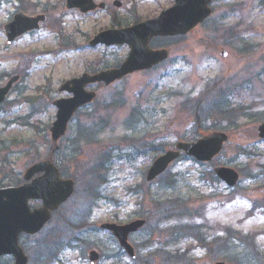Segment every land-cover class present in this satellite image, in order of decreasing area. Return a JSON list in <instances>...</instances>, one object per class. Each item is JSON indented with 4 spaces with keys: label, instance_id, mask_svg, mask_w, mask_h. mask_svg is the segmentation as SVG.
<instances>
[{
    "label": "rangeland",
    "instance_id": "1",
    "mask_svg": "<svg viewBox=\"0 0 264 264\" xmlns=\"http://www.w3.org/2000/svg\"><path fill=\"white\" fill-rule=\"evenodd\" d=\"M96 1L111 10L83 14L66 0H0V86L21 75L0 105V187L21 181L28 165L53 150V101L70 96L59 91L63 83L125 61L126 44L92 48L93 37L155 18L174 3L121 0L116 8L114 0ZM18 12L47 21L8 44L4 26ZM213 13L187 36L157 40L170 49L169 60L89 87L98 93L94 103L77 112L55 154L75 193L37 236L22 235L29 264H90L92 248L101 254L95 264H164L178 255L168 262L264 264V0H215ZM215 130L229 139L214 161L184 154L147 181L153 160L177 141ZM217 165L239 171V185L214 177ZM137 218L148 223L132 239L133 260L100 226Z\"/></svg>",
    "mask_w": 264,
    "mask_h": 264
},
{
    "label": "water",
    "instance_id": "2",
    "mask_svg": "<svg viewBox=\"0 0 264 264\" xmlns=\"http://www.w3.org/2000/svg\"><path fill=\"white\" fill-rule=\"evenodd\" d=\"M212 0H175V5L165 11L156 19L146 20L125 27V29L105 30L94 37L92 46L99 43L111 45H124L127 43L131 49L126 61L116 69H108L104 72L90 75L85 73L80 78H74L64 83L62 91L72 94V98L56 100L58 107L57 120L51 128V137L58 142L66 133L68 124L74 117L75 112L85 106L86 103L96 98V93L88 92L86 86L95 82H105L108 85L121 79L127 74L137 70H147L161 61L168 59L169 50L150 48V41L157 36H178L187 34L212 14L209 6ZM117 5H120L116 1ZM105 4H96L94 0H67V8H79L83 12L92 11ZM45 15L27 17L23 13L17 14L14 19L6 24V33L9 41L28 31L39 29L40 23L45 22ZM19 80L14 77L6 86L0 87V102L7 97L12 85ZM260 137L264 138V123L259 126ZM228 135L223 132H215L198 139L194 143L179 142L177 151H168L157 158L148 171L149 181H153L162 174L180 156L179 150L196 157L199 161L206 162L220 153L226 143ZM216 173L227 184L234 186L239 179V173L232 168L218 167ZM42 174L37 177L35 175ZM35 177V178H34ZM34 178V179H33ZM25 182L22 185L3 187L0 189V257L6 254L15 258L14 264H28L29 257L19 245L21 234H37L51 219L52 211L58 209L73 194L74 181L60 178V171L51 160L39 161L27 168L24 175ZM30 200H41L42 206L31 209ZM146 220H136L129 224L119 225L116 223H103L101 227L113 232L132 257L134 249L128 242L129 235L143 227ZM100 258L95 250L90 252V262L94 264ZM216 264H225L218 262Z\"/></svg>",
    "mask_w": 264,
    "mask_h": 264
},
{
    "label": "trees",
    "instance_id": "3",
    "mask_svg": "<svg viewBox=\"0 0 264 264\" xmlns=\"http://www.w3.org/2000/svg\"><path fill=\"white\" fill-rule=\"evenodd\" d=\"M172 258H176V259H182V257L181 256H169V257H167V260L165 261L166 262V264H167V262H168V260H170V259H172Z\"/></svg>",
    "mask_w": 264,
    "mask_h": 264
}]
</instances>
